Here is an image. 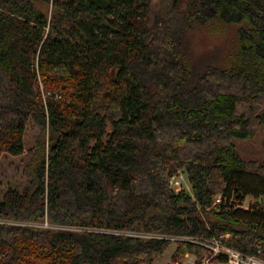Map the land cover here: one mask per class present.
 <instances>
[{"label":"trees","instance_id":"16d2710c","mask_svg":"<svg viewBox=\"0 0 264 264\" xmlns=\"http://www.w3.org/2000/svg\"><path fill=\"white\" fill-rule=\"evenodd\" d=\"M200 30L232 47L197 53ZM31 123L27 180L0 193V264L207 252L155 235L264 257V159L237 145L264 127V0H0V160Z\"/></svg>","mask_w":264,"mask_h":264},{"label":"rangeland","instance_id":"374dc122","mask_svg":"<svg viewBox=\"0 0 264 264\" xmlns=\"http://www.w3.org/2000/svg\"><path fill=\"white\" fill-rule=\"evenodd\" d=\"M231 39L233 36H224L220 39L213 38L209 36L207 31L200 30L196 31L193 35L194 50L197 53L203 51L214 49L215 46H223L229 50L232 47ZM40 134V129L35 124H29L26 135H25V152L21 156L11 157L5 154L0 160V193L8 186L17 187L21 186L26 182L27 177L25 174V168L30 162L31 155L36 147L37 136ZM264 127H260L258 131L248 140L237 141L240 153L242 156L254 159H264ZM186 178V176H185ZM184 188L187 191L191 190V186L187 180L184 181ZM219 198L216 199V201ZM252 197H247L242 204L244 208H248L249 203L252 202ZM42 226H49L48 223L44 222ZM173 241V240H172ZM174 242V241H173ZM176 249V243H173L170 248L156 256L152 264H177L185 259V257L180 261L173 262L172 255ZM206 255V254H205ZM210 264H216L210 262Z\"/></svg>","mask_w":264,"mask_h":264},{"label":"built area","instance_id":"2783aa9c","mask_svg":"<svg viewBox=\"0 0 264 264\" xmlns=\"http://www.w3.org/2000/svg\"><path fill=\"white\" fill-rule=\"evenodd\" d=\"M185 174L182 171H178L170 179V185L175 191H181L184 188ZM220 198L216 201L219 202ZM142 236H151L149 234H140ZM228 235L223 237H208V238H196L191 236H167V235H155L159 238H169L173 241H190L196 243L200 246H203L207 249L206 255L203 260L198 263L197 257L194 254L187 253L185 259L177 264H210L212 258L216 256H221L225 259L223 262H213L216 264H264V257H261L257 254H247L238 249H235L227 245L223 238H226Z\"/></svg>","mask_w":264,"mask_h":264}]
</instances>
